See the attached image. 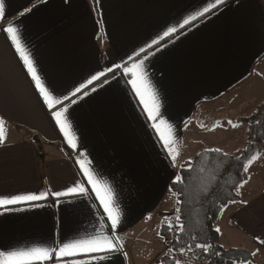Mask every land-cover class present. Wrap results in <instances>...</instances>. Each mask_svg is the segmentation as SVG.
I'll return each mask as SVG.
<instances>
[{
  "label": "crops",
  "instance_id": "1",
  "mask_svg": "<svg viewBox=\"0 0 264 264\" xmlns=\"http://www.w3.org/2000/svg\"><path fill=\"white\" fill-rule=\"evenodd\" d=\"M212 3L97 0L95 12L90 0H4L0 119L5 122V141L0 144V198L45 195L38 201L0 206V251L58 248L109 235L118 242L119 251L94 254L96 259L83 254L64 259L145 264L131 251L139 243L150 252L146 259L159 255L160 260L164 252L156 253L147 234L152 225L159 234L154 215L175 204L169 185L178 168L205 151L202 145H229L226 129L238 125L264 100V0H225L197 15ZM192 16L196 18L180 27ZM10 25L61 104L50 109L44 102L5 31ZM170 27L177 30L165 37ZM140 60L158 95L162 117L172 125L174 160L128 83L130 75L116 67ZM101 72L105 74L88 84ZM82 84L86 87L76 92ZM62 107L68 108L77 138L75 149L52 115ZM80 160L91 161L97 178L112 189L121 217L115 232L110 231V221ZM77 184L87 191L67 192ZM57 192L65 195L56 196ZM229 205L215 223L220 246L264 257L260 243L264 189ZM162 219L158 218L159 224Z\"/></svg>",
  "mask_w": 264,
  "mask_h": 264
},
{
  "label": "trees",
  "instance_id": "2",
  "mask_svg": "<svg viewBox=\"0 0 264 264\" xmlns=\"http://www.w3.org/2000/svg\"><path fill=\"white\" fill-rule=\"evenodd\" d=\"M90 3L97 12V0ZM238 121L247 125L248 144L240 155L205 150L178 168L169 185L175 196V215L161 221L159 235L165 252L158 264H175L177 260L180 264L254 263L251 252L222 248L215 229L223 208L231 201L241 202L239 189L247 161L254 154L264 152V100L249 116ZM177 177L181 178L180 182H176ZM198 244H210L211 248L204 251L196 247Z\"/></svg>",
  "mask_w": 264,
  "mask_h": 264
},
{
  "label": "snow or ice",
  "instance_id": "3",
  "mask_svg": "<svg viewBox=\"0 0 264 264\" xmlns=\"http://www.w3.org/2000/svg\"><path fill=\"white\" fill-rule=\"evenodd\" d=\"M225 0H214V3L210 4L208 7H205L202 12H198L197 15H203L210 11L211 8H215L220 4H223ZM5 15V4L4 0H0V19ZM23 15V13H22ZM195 16L189 17L183 21V24L180 27H183L185 24H188L190 20L195 19ZM175 27H170L167 31L164 32V36H170L172 33L176 32ZM9 34L13 44L15 45L17 53H19L21 60L27 68L28 73L31 75L32 80L35 82L36 88L44 99V102L48 107L54 108L56 105L61 104L62 101L53 96L52 92L45 86L43 80L37 72L36 66L24 49L23 45L20 42V38L17 35V30L13 26L7 27L5 29ZM158 43V41H153V44ZM151 47V45H149ZM141 52H144L145 49H141ZM131 59V57H129ZM144 61L140 60L138 62L132 63L131 66H122L116 65L117 68H121L124 74L130 75L131 79L128 83L131 84L132 89L134 90L136 96L139 98L140 103L143 105L145 112L149 120L153 121L152 127L155 129L160 140L163 143V146L168 149L169 154L172 155L173 160L175 159V148L173 147L175 141L172 134V125L168 123L162 117L160 112V102L158 95L148 79L147 74L144 69ZM108 71H112L111 68ZM105 73L101 72L98 75L92 76L88 81V84H91L93 80L103 76ZM86 87V85H81L76 89V92H80L81 88ZM75 95V93H73ZM64 99H68L67 96ZM68 108L62 107L58 111L52 113L57 125H59L61 132L64 134L65 138L69 145L75 149L77 148V138L75 133L72 131V125L68 119ZM4 120L0 119V144H3L5 141V127ZM84 153H81V156H84ZM258 159V156H252L249 159L248 164L244 166V170L247 171L248 167ZM78 163L81 166V169L87 179L88 184L91 185V190L95 192L96 197L99 199L100 204L103 206L104 212L107 214V219L110 221V231L115 232L118 225L120 224V213L118 209L114 206V200L112 196V189L108 186L101 183L97 178L91 167V161L80 160ZM180 177H177L176 182H180ZM242 186V185H241ZM87 189L80 184L75 185L72 188L67 190L68 193H80L84 194ZM44 193L39 195L37 194H27V195H13L11 197L0 198V206L13 205L23 201H38L44 198ZM56 196L65 195V193L57 192ZM235 202V201H231ZM179 211V209L177 210ZM179 219V217H177ZM182 227V225H181ZM217 232L220 231L219 228L216 229ZM117 241L115 238L110 237L109 235H99L86 240H78L71 243H63L58 248H47V247H36L31 248L26 251H0V264H47L49 261L58 259L62 261V264H85L83 260H67L66 257H75L77 255H90L93 259L97 257L94 254L102 252H116L119 251L117 246ZM261 245H264V240H260ZM196 247L208 251L211 248L210 244H198ZM251 255H256L253 252ZM103 256H100L99 259H103ZM175 264H180L177 260ZM248 264V262H245Z\"/></svg>",
  "mask_w": 264,
  "mask_h": 264
},
{
  "label": "rangeland",
  "instance_id": "4",
  "mask_svg": "<svg viewBox=\"0 0 264 264\" xmlns=\"http://www.w3.org/2000/svg\"><path fill=\"white\" fill-rule=\"evenodd\" d=\"M262 64H264V61L262 62ZM251 83L254 84L252 81H251ZM257 87H259V86H257ZM263 90H262V93L264 95ZM262 101H263V99L258 103L260 104ZM224 123H226V122H223L221 124H224ZM231 124H233V123L228 122L229 126H231ZM219 126H220V124L218 125V127ZM226 131H227V133L225 136L230 141L229 145H226V147H228V148H226L225 145L224 146L202 145L201 150H221L227 154H231V155H235V156L240 155L248 144L247 139H246L247 125L244 123H238V125H233V127L231 129L227 128ZM254 155L258 156V159L255 160L248 167L247 171L244 170V182L239 189L240 190L239 192H240L241 197L243 199H247L251 195L258 193L259 191L264 189V152L256 153ZM248 161H247V164H248ZM172 197H173V200L175 201L174 196H172ZM229 206L230 205L228 204L227 206H225L223 208L222 214L224 216L226 215ZM158 214L160 216H158ZM173 215H175V204L174 203H172L171 206H169L167 208V210L164 211L163 213L158 212L154 215V217H157L156 218L157 221L156 220H155L156 222L154 221V224L157 223V226H155V227H157V228L160 227V224H159L160 221L158 220L159 217L166 219V218L172 217ZM175 219H176V216H175ZM153 231H154V226L152 225L151 229L149 230V233L147 234V237H148L147 239L151 238L156 253L161 254V253L165 252V245L163 243V239L160 237V235L158 233L156 234ZM143 240L146 241V238H143ZM131 251H132L133 257L135 259H137V261H139V262L144 261L145 264H157L156 261L159 260V259H157L159 257V255L151 257L150 260L146 259L150 252L147 249H145V247L140 245L139 243L135 246L133 245ZM138 253H140V254H138ZM255 253H256V255H254V256L252 255V259H253L254 264H264V257L260 256L257 252H255Z\"/></svg>",
  "mask_w": 264,
  "mask_h": 264
},
{
  "label": "built area",
  "instance_id": "5",
  "mask_svg": "<svg viewBox=\"0 0 264 264\" xmlns=\"http://www.w3.org/2000/svg\"><path fill=\"white\" fill-rule=\"evenodd\" d=\"M166 245L168 244V242L165 243Z\"/></svg>",
  "mask_w": 264,
  "mask_h": 264
}]
</instances>
